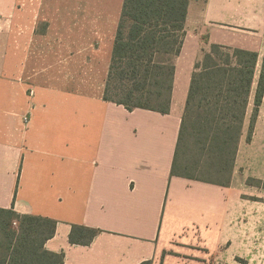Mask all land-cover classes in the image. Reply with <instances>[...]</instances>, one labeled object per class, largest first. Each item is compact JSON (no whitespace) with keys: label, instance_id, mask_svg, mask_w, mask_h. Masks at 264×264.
<instances>
[{"label":"crops","instance_id":"0c3cea01","mask_svg":"<svg viewBox=\"0 0 264 264\" xmlns=\"http://www.w3.org/2000/svg\"><path fill=\"white\" fill-rule=\"evenodd\" d=\"M122 4L0 0V207L54 219L63 264H264V0H189L167 113L103 98ZM210 44L257 54L228 185L170 174ZM72 225L99 232L72 244Z\"/></svg>","mask_w":264,"mask_h":264},{"label":"trees","instance_id":"16d2710c","mask_svg":"<svg viewBox=\"0 0 264 264\" xmlns=\"http://www.w3.org/2000/svg\"><path fill=\"white\" fill-rule=\"evenodd\" d=\"M189 0H123L103 98L128 110L167 113L174 59L186 34ZM257 54L210 44L194 63L171 164V175L228 185L251 89ZM264 90V59L254 98L250 138ZM251 183H257L250 180ZM54 219L0 207V264H63L49 251ZM98 229L72 225L69 241L89 244ZM139 264H152L145 260Z\"/></svg>","mask_w":264,"mask_h":264},{"label":"rangeland","instance_id":"374dc122","mask_svg":"<svg viewBox=\"0 0 264 264\" xmlns=\"http://www.w3.org/2000/svg\"><path fill=\"white\" fill-rule=\"evenodd\" d=\"M207 49H208V47H207ZM202 53V52H201ZM201 55V54H200Z\"/></svg>","mask_w":264,"mask_h":264}]
</instances>
